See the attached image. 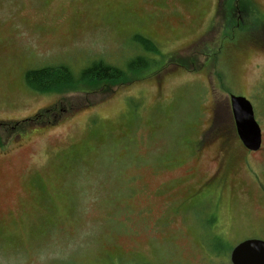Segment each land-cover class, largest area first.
Instances as JSON below:
<instances>
[{
    "label": "rangeland",
    "instance_id": "rangeland-1",
    "mask_svg": "<svg viewBox=\"0 0 264 264\" xmlns=\"http://www.w3.org/2000/svg\"><path fill=\"white\" fill-rule=\"evenodd\" d=\"M234 1L246 29H225L223 0H0V264H229L264 240V0ZM140 53L155 65L106 92L38 94L22 75Z\"/></svg>",
    "mask_w": 264,
    "mask_h": 264
},
{
    "label": "trees",
    "instance_id": "trees-1",
    "mask_svg": "<svg viewBox=\"0 0 264 264\" xmlns=\"http://www.w3.org/2000/svg\"><path fill=\"white\" fill-rule=\"evenodd\" d=\"M223 2V13L225 15L224 17H226L225 29L231 27L233 29L243 30L245 28L244 9L249 8V12L251 11L253 14L255 12L251 5L248 4L249 2L243 0L242 8L244 11H241V9H239L240 7L238 8V5H236L238 2L234 0H223ZM224 9H226V11H224ZM236 13H240V17H235L234 21L232 19L234 17L232 16L234 14L236 15ZM236 18L242 19L243 21L240 22V20ZM137 38L142 42L141 45L144 53H146V51L159 52V48L152 40L140 36ZM153 63L154 61H152V58H145L140 53L135 59L128 62L125 68L126 70L99 61L95 65L79 71V77H76L77 75H75L68 66L63 67L54 65L30 68L23 75L26 87H30L31 91L33 90L34 93L38 94H62L65 90L75 88L81 90L83 87L87 88L88 86L91 89H99L102 90L101 92H106L109 91L115 83H131L133 79H137V76L131 78L132 72H138L139 70L140 72L147 71L150 67L155 65V63ZM138 78H141V75ZM53 108L54 107H51L50 111H53ZM42 112L46 113V111ZM39 116L40 113H37L30 118L23 119L22 124L27 122L29 125H33V121L39 118ZM11 126H13V128H11L12 130L16 129L18 122H15Z\"/></svg>",
    "mask_w": 264,
    "mask_h": 264
},
{
    "label": "water",
    "instance_id": "water-1",
    "mask_svg": "<svg viewBox=\"0 0 264 264\" xmlns=\"http://www.w3.org/2000/svg\"><path fill=\"white\" fill-rule=\"evenodd\" d=\"M229 104L236 134L249 150L261 145V127L254 116L253 105L242 95H229ZM229 264H264V240L248 238L237 243L230 251Z\"/></svg>",
    "mask_w": 264,
    "mask_h": 264
},
{
    "label": "flooded vegetation",
    "instance_id": "flooded-vegetation-1",
    "mask_svg": "<svg viewBox=\"0 0 264 264\" xmlns=\"http://www.w3.org/2000/svg\"><path fill=\"white\" fill-rule=\"evenodd\" d=\"M24 73H25V72H24ZM24 73H23V74H24ZM23 74H22V75H23ZM23 79H24V75H23ZM24 82H25V81H24ZM11 128H13V126H11ZM235 132H236V130H235ZM236 135H237V134H236ZM237 137H238V136H237ZM238 139H239V138H238ZM262 139H263V132H262V129H261V144H262ZM239 141H240V140H239ZM240 142H241V141H240ZM241 144H242V143H241ZM242 145H243V144H242ZM261 146H262V145H260V149H261ZM243 147H244V146H243ZM244 148H245V147H244ZM245 149H246L247 151H250V152L252 151V150H249V149H247V148H245ZM260 149H259V150H260ZM257 150H258V149H257ZM255 151H256V150H255ZM211 183H212V181L209 182V183H208V181H206L205 185L207 186V185H209V184H211ZM162 184H163V183H162ZM166 185H167V183L165 184L163 190H162L160 193L165 194L164 191H165V189H166ZM206 186H205V188H206ZM190 198H191V196H189L187 199H188V200H191ZM184 199H185V198H184ZM194 209H195V208H194L193 206L190 205V207H189L188 210H194ZM183 219H184V218H183ZM207 236H208V235H207Z\"/></svg>",
    "mask_w": 264,
    "mask_h": 264
}]
</instances>
